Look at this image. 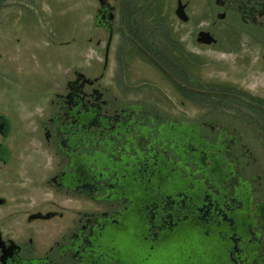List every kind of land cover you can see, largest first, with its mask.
Wrapping results in <instances>:
<instances>
[{
  "label": "flooded vegetation",
  "instance_id": "obj_1",
  "mask_svg": "<svg viewBox=\"0 0 264 264\" xmlns=\"http://www.w3.org/2000/svg\"><path fill=\"white\" fill-rule=\"evenodd\" d=\"M115 18L110 4L98 11L104 71ZM201 24L191 49L178 41L191 79L200 47L260 80L197 85L191 96L210 116L133 103L135 41L116 51L114 89L105 73L77 71L45 106H26L19 126L36 124L45 155H11L13 124L0 112V264H264V0H210Z\"/></svg>",
  "mask_w": 264,
  "mask_h": 264
},
{
  "label": "rangeland",
  "instance_id": "obj_2",
  "mask_svg": "<svg viewBox=\"0 0 264 264\" xmlns=\"http://www.w3.org/2000/svg\"><path fill=\"white\" fill-rule=\"evenodd\" d=\"M107 1L115 8L116 18L112 22L113 49L104 71L109 32L97 22L99 0H0V112L13 124L6 141L11 155H45V140L35 132L36 124L31 120L19 126V117L31 116L26 107L29 104L39 107L41 101L45 106L66 80L74 78L75 72L89 77L105 73L103 85L114 89L113 77L119 80L122 74L114 60L116 51L120 46H132L131 30L124 26L129 5L150 7L136 18L147 23V45L154 46L148 50L136 42L139 52L133 54L126 70L133 103L157 107L171 118L193 121L211 115L195 105L191 93L197 85L207 89L206 85L215 80L244 79L255 83L252 88H260V80L246 78L247 73L243 74L238 64L226 62L230 55L211 48L198 47V78L191 79L189 61L179 57L177 47L181 42L191 49L194 32L206 27L200 22L210 0H183L190 3L187 14L191 21L187 24L175 14L177 0ZM220 28L223 39V25ZM38 107L31 109L41 113ZM221 113L216 115L222 117Z\"/></svg>",
  "mask_w": 264,
  "mask_h": 264
},
{
  "label": "trees",
  "instance_id": "obj_3",
  "mask_svg": "<svg viewBox=\"0 0 264 264\" xmlns=\"http://www.w3.org/2000/svg\"><path fill=\"white\" fill-rule=\"evenodd\" d=\"M133 6L134 5H129L127 7L128 13H127V17H125L124 26H128L130 28L131 32L129 33V35L131 34L130 36H131V39H133L132 41H135L139 45L141 46L143 45L147 47L148 50H151L152 48H154V46L148 47L147 41H146L147 37L145 36L147 35V31H148V27H146L147 23H145L143 19L136 18L138 14L144 15L147 9L148 10H151V9L150 7H148V5L141 6L139 8H137L136 5L134 7ZM153 55L154 54H152V56ZM149 63H154V62H149ZM180 88L181 90H183L182 86H180Z\"/></svg>",
  "mask_w": 264,
  "mask_h": 264
},
{
  "label": "water",
  "instance_id": "obj_4",
  "mask_svg": "<svg viewBox=\"0 0 264 264\" xmlns=\"http://www.w3.org/2000/svg\"><path fill=\"white\" fill-rule=\"evenodd\" d=\"M179 1H180V3H179V6H178V9H177V15L182 21L187 22L188 21V16H187V14L185 12V5L182 4L181 0H179ZM99 2H100L101 7H104L105 4L109 5L107 0H99ZM110 19L111 20L114 19V15L113 14L110 16ZM212 41H213V37L210 36L208 33L201 32L199 34V42H202V43H205V44H211ZM2 118L3 117L0 116V120ZM1 128H4V124H2Z\"/></svg>",
  "mask_w": 264,
  "mask_h": 264
}]
</instances>
